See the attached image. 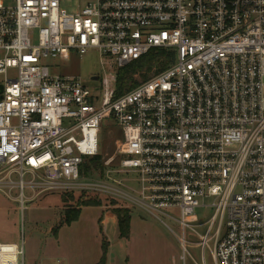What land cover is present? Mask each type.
I'll use <instances>...</instances> for the list:
<instances>
[{
	"label": "built area",
	"instance_id": "2783aa9c",
	"mask_svg": "<svg viewBox=\"0 0 264 264\" xmlns=\"http://www.w3.org/2000/svg\"><path fill=\"white\" fill-rule=\"evenodd\" d=\"M154 49L168 67L115 99L113 68ZM92 51L108 59L94 90L44 64ZM1 78L0 190L18 189L21 210L25 189L116 197L176 224L179 264L207 251L264 264V0H90L71 14L61 0H0ZM108 121L116 152L83 174ZM0 264H26L23 239L0 243Z\"/></svg>",
	"mask_w": 264,
	"mask_h": 264
},
{
	"label": "rangeland",
	"instance_id": "374dc122",
	"mask_svg": "<svg viewBox=\"0 0 264 264\" xmlns=\"http://www.w3.org/2000/svg\"><path fill=\"white\" fill-rule=\"evenodd\" d=\"M90 0H61V8L66 13H74L84 7ZM108 59L101 58L92 51L82 57L71 54L70 59L49 57L44 64L50 68L52 74L67 75L80 78L90 89H95L100 81H93V76L102 77L108 71ZM117 71V68H113ZM158 72V66L145 72V79H149ZM14 75L11 73V76ZM135 79L140 84L145 81L138 75ZM3 81V78L0 79ZM120 132L108 121L100 134V169L90 170L91 177H98L104 167L103 162L116 152V144L120 140ZM118 163H114V170H118ZM120 181L124 177L119 173L113 174ZM1 177V176H0ZM2 177L6 182H18L16 174L5 172ZM24 180L28 182L30 176ZM134 186L133 184H131ZM122 188V187H121ZM74 195L48 194L31 198V191L24 190L26 199L24 210L17 201L18 189L9 187L0 190V243H15L21 245L24 241L26 264H98L102 256V238L109 246L106 264H179L178 258L181 246L178 243L180 229L172 221L162 219L173 231L169 230L158 219L154 218L139 207H127L118 198L98 195L99 202L92 193L72 192ZM102 194V193H98ZM65 202H64V201ZM81 208L78 221L62 225L57 233L54 230L60 224L63 213L67 210ZM131 211V227L129 239H119L117 225L102 224L104 214H112L113 209ZM204 221L209 219L213 210H196ZM113 215V214H112ZM201 231V230H200ZM188 240L195 242L196 238L188 236ZM192 256L200 262V249L189 245ZM207 264H213L206 252Z\"/></svg>",
	"mask_w": 264,
	"mask_h": 264
},
{
	"label": "trees",
	"instance_id": "16d2710c",
	"mask_svg": "<svg viewBox=\"0 0 264 264\" xmlns=\"http://www.w3.org/2000/svg\"><path fill=\"white\" fill-rule=\"evenodd\" d=\"M168 56L165 55V51L154 49L149 51L146 55L139 58L136 61H133L125 66L119 67L116 71V83H115V99L121 97L126 92L136 88L139 83L135 79V76L145 79L146 73L150 71L154 65L158 66V72L166 69L168 67ZM157 72V73H158ZM99 156H95L86 161L82 166L81 172L83 174H90L92 169H100ZM102 171L104 167L101 168ZM73 196L72 192L66 194ZM94 199H97L99 196L92 195ZM64 201V200H63ZM99 202V198L97 200ZM65 202V201H64ZM82 209L77 208L74 210H67L63 213V216L54 232L57 233V230L62 225H70L73 222L78 221ZM117 219V229H118V238L119 239H129L130 237V227H131V211L129 208L126 209H113L111 212ZM102 238V256L98 264H106L108 248L107 244Z\"/></svg>",
	"mask_w": 264,
	"mask_h": 264
},
{
	"label": "crops",
	"instance_id": "0c3cea01",
	"mask_svg": "<svg viewBox=\"0 0 264 264\" xmlns=\"http://www.w3.org/2000/svg\"><path fill=\"white\" fill-rule=\"evenodd\" d=\"M101 221H102L103 226H105L104 227L105 230H106V225H108V222L111 224L113 223L114 225H117V219L112 214H104Z\"/></svg>",
	"mask_w": 264,
	"mask_h": 264
},
{
	"label": "water",
	"instance_id": "95a60500",
	"mask_svg": "<svg viewBox=\"0 0 264 264\" xmlns=\"http://www.w3.org/2000/svg\"><path fill=\"white\" fill-rule=\"evenodd\" d=\"M98 79H99V77L98 76H93L92 78H91V80H93V81H98ZM2 92V87H0V93Z\"/></svg>",
	"mask_w": 264,
	"mask_h": 264
}]
</instances>
